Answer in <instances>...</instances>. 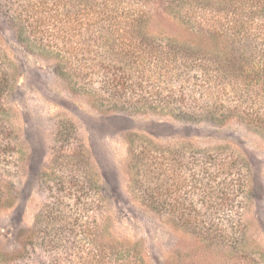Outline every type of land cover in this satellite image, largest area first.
Segmentation results:
<instances>
[{
	"label": "rangeland",
	"instance_id": "1",
	"mask_svg": "<svg viewBox=\"0 0 264 264\" xmlns=\"http://www.w3.org/2000/svg\"><path fill=\"white\" fill-rule=\"evenodd\" d=\"M126 1L140 6L138 40L216 70L224 46L210 25L241 0ZM11 8L0 0V264H107L98 253L121 248L136 264H264V123L228 104L230 90L219 108L100 103L31 35L19 41ZM156 186L172 206L151 203Z\"/></svg>",
	"mask_w": 264,
	"mask_h": 264
},
{
	"label": "trees",
	"instance_id": "2",
	"mask_svg": "<svg viewBox=\"0 0 264 264\" xmlns=\"http://www.w3.org/2000/svg\"><path fill=\"white\" fill-rule=\"evenodd\" d=\"M5 1L12 7L13 20L25 23L19 41L29 42L31 35L56 59L61 73L88 84L100 103L123 100L129 107L145 108L185 107L189 102L193 108L209 109L222 107L221 94L230 90L228 104L249 123H264V110L257 105V91L264 92V0H241L230 14L222 11L213 17L210 26L224 46L222 59L212 60L218 62L216 70L204 65L211 59L187 56L173 45L163 48L153 38L143 40L153 43L145 42L151 49L142 46L144 42L135 35L140 32V6L126 0ZM183 11L194 13L188 6ZM118 55L129 57V62L113 63ZM6 69L0 52V91L9 82ZM140 148V155L152 157L148 145ZM150 190L151 203L172 206L168 191L163 194L157 186ZM186 219L201 223L198 215ZM121 250L120 258L98 255L106 257L107 264L137 263L130 248Z\"/></svg>",
	"mask_w": 264,
	"mask_h": 264
}]
</instances>
